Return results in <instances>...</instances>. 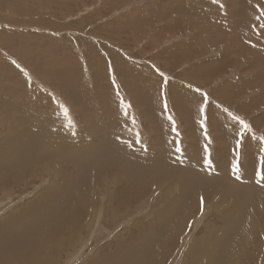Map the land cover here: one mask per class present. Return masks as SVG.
Listing matches in <instances>:
<instances>
[{
  "label": "rangeland",
  "instance_id": "374dc122",
  "mask_svg": "<svg viewBox=\"0 0 264 264\" xmlns=\"http://www.w3.org/2000/svg\"><path fill=\"white\" fill-rule=\"evenodd\" d=\"M182 1L0 0V99L4 106L0 111L11 115H8L7 122L0 121V145H5L7 137L11 139L12 133L20 126L15 118L24 115L19 112L31 108L38 124L52 118L56 124H64L67 130L87 136L91 130H97L98 124H111L113 130L125 126L123 130H129L135 136L134 147L140 146L147 153L161 149L159 155L165 157L166 162L171 155L162 143L164 141H171L186 153L198 148L201 155L206 156L204 145L208 141L198 121L201 93H207L212 165L221 162L222 152L229 157L227 164H221L224 167L229 164L230 168L227 166L228 170H221L222 174L218 171L209 179L205 177L206 180L200 176L206 172L202 169L206 168L205 163L201 161L191 166L181 164L158 169L173 175L170 183L163 180L162 185H152V190L149 188V192L142 196L139 206H126L118 217L108 209V191L113 189L112 175L103 176L101 187L97 184L94 190L98 193V205L90 231H85L71 247L57 250L52 264H89L105 246L114 242L119 233L132 228L137 219L150 220L157 211V221L169 218L173 214L164 210L174 199L177 188L191 190L189 195L197 193V202L195 209L191 208L194 213L186 221V230L182 231L172 261L167 264H185L190 248L205 235L214 219L219 220L225 209L231 210V215L227 217L228 229L222 231L220 239L236 238L234 227L237 223L242 225L244 218L260 217L261 222L264 221V207L258 205L264 200L262 173L258 171L257 175L250 176L256 182L248 183L232 174L235 159L232 149L239 124L228 114L230 112L249 122L256 137L252 138V133L245 135L241 150L243 172L251 168L248 164L251 165L249 157L253 154L258 156L259 162V149L264 147V141L259 139L264 136V30L258 34L251 27L255 23L259 28V22L253 19L259 12L253 5L259 3L264 7V0H218L217 3L206 0L207 3L202 2V5L197 1L196 8H190L192 0H185L192 13L179 9ZM16 50L21 52L20 57ZM156 69L163 72L164 77ZM113 76L115 83L112 82ZM165 78L168 81L167 113L163 108ZM131 81L139 82L142 92L134 93ZM197 88L201 91L197 92ZM9 103L13 106L15 103V108ZM42 105L49 109L47 119L43 117V108L39 109ZM64 107L69 110L68 116L64 115ZM225 108L228 112L224 111ZM169 114L176 121L179 136L172 130L171 121L167 119ZM100 133L95 140L100 143L97 159L105 164L113 157L107 156L109 159L103 160V154L118 149L107 145L104 133ZM119 136L123 138L122 133ZM85 140L83 144L88 141ZM64 160L61 155L54 158L55 171L66 173L68 179L75 170ZM36 170L34 174L31 168L22 166L8 170L12 173L3 180L8 184L0 189V218L20 210L53 182L60 180L41 173V169ZM155 170L157 168L146 173ZM14 174L16 182L11 181ZM174 176H181L185 185L179 187L180 181L174 180ZM207 191L212 194L204 198ZM238 210H241L240 214ZM98 221L102 228H98L101 231L96 236ZM262 224L264 222L260 226ZM60 236L55 239L61 241L67 237ZM262 237L264 230L252 239L260 245L264 241ZM254 247L259 249V246ZM261 249L258 262L250 261V264H264V244ZM52 254L47 252L45 257L50 258Z\"/></svg>",
  "mask_w": 264,
  "mask_h": 264
},
{
  "label": "bare ground",
  "instance_id": "6f19581e",
  "mask_svg": "<svg viewBox=\"0 0 264 264\" xmlns=\"http://www.w3.org/2000/svg\"><path fill=\"white\" fill-rule=\"evenodd\" d=\"M197 1H201L200 5H202V2L207 3L206 0H192L189 4L190 8H196L198 6ZM182 2L184 3L179 5V9L192 13V10L186 4L187 2L185 0ZM15 53L18 57L22 55L18 50ZM130 85L134 93L138 94L142 92L140 90L143 88L139 82L131 81ZM1 99L0 104L2 105ZM6 101L4 102L7 103L8 101ZM15 105V103L14 106L12 104L14 108ZM1 108H4V106L2 105ZM42 108L44 110L43 117L47 119L49 117L47 113L49 109L43 105L39 106L40 110ZM19 113L24 115L15 116V121L20 125V128H16V132L12 133L11 139L7 137L8 141H4L6 143L5 145L2 144L3 142L0 145L5 146L3 149H0V189L4 188V186L6 187L8 184V182L5 184L3 182L6 176L12 173L8 170L20 166L25 167V169L31 168L33 174L37 171L36 169H41V173L45 172L56 177V180H60L53 182L52 186L44 193L25 204L20 210L13 212L6 218L5 216L0 218V264H52L53 258L56 256L54 253L57 250L64 249L67 246L68 248L71 247L80 239L85 231H90L96 217L94 211L98 205V193L94 192V190L97 184H100L101 187L104 179L103 176L105 177L106 175V177H109L112 175L113 180L111 179L110 183L113 184V189H111V192H109L110 190L108 191V209L114 213V216L118 217L122 214L126 206H132V204H138L139 206L142 196L152 185L156 183L163 184V180L169 181L170 183L173 175L170 176L169 172L159 171L158 169L163 170L164 167H178L181 164L191 166L200 161L203 164L206 160V158H203L206 156L201 155L200 149L198 148L197 151L194 149L195 151L191 150L188 153L182 150L177 152V146L174 143L164 141L162 143L166 145L165 147L171 155L169 162H166L165 157L159 155L161 149L153 153L150 150V153H147L137 143L139 148L134 147L132 144L136 141L135 136L129 130H123L125 126L113 130L111 124H103L104 126L95 124L96 127H99L97 130H91L90 135L87 136L76 133L72 129L67 130L64 124L62 125L61 122L56 124V122L52 121V118L38 124L34 121L36 115L31 108L23 109ZM8 115L0 111V121L2 123L7 122ZM156 130L158 129L156 128ZM99 131L101 132L100 134L104 133L105 142L108 141L107 145L110 147L111 145L117 146L118 149L117 151H106L103 154V160L108 158L107 156L113 157V159L108 160L105 164L99 163L97 159L100 143L97 144L95 140L98 139L97 136L99 137ZM121 133L123 134V138L119 136ZM85 139L88 141L86 144H83V141H86ZM58 155H61L65 159V164H72L75 170L74 175L68 177V179L65 177L66 173L64 174L62 171L58 173L55 171L56 164L54 158ZM226 155L227 153L222 152L221 162H226L227 164L229 157ZM257 157L254 154L249 157L252 163L251 165L248 164V166L251 168L240 172L239 179L242 182L247 181L246 183H248L249 181H255L250 176L257 175L258 171L262 173L259 169ZM93 161L94 163L89 165ZM112 162L118 165L115 166ZM221 162L211 166L205 163L206 168L202 167V169L206 172L200 175L202 179L206 180L205 177L209 179V177H212L218 171L222 174L223 171L228 170L227 166L230 168L229 164L224 167ZM87 166H89V169ZM134 166H137V170L134 169ZM132 168L133 170H131ZM153 168H157V170L152 171L150 174L149 172L146 173ZM14 172L15 169L13 170ZM232 174H234V170ZM15 175L14 180L13 178L11 180L13 182L17 181ZM19 175L22 177L21 174ZM175 176L174 180L180 181L179 187L185 185L186 181L184 182L181 176L178 178ZM23 177L27 178L26 176ZM214 177L218 176L215 175ZM216 179L219 180L220 178ZM140 187H143L141 191ZM150 190L152 189L150 188ZM190 192L191 190L187 191V189L181 190L177 188L174 199L168 208L164 210L165 213H172V216L159 222L157 221V211L153 216L154 218L150 220L144 221V219H137L132 228L119 233L114 242L105 246L89 264H167L168 261H172L182 231L186 230V221L194 213V210L191 208L193 207L195 209L196 206L197 193L189 195ZM211 194V191H207L204 198H209ZM189 204H192L191 207ZM258 205L259 208L264 207V200ZM247 212H249L248 209ZM240 213L241 210H238V214ZM230 215L231 210L225 209L224 212H221L218 221L214 219L208 225L209 228L205 232V235H202L198 242L196 241L190 248V254L185 264H250V261L258 262V255L262 251L261 246H263L264 241L258 245L256 244L258 241L252 238L255 235H259L260 232H263L264 225L262 224L263 226H260V224L264 221L261 222L260 217H257V219L244 218L242 225L237 223L234 227L236 238L231 236L230 238L220 239L219 237L222 235V231L228 229L229 221H227V217ZM159 224L161 225L158 226ZM99 227L100 229L102 228L98 221L95 229L97 233L100 230L98 229ZM60 235H67V237L65 240L64 238L61 241L56 240L55 237ZM98 235L99 233L96 234V236ZM254 245L256 247L259 246V249H256ZM35 248H39L38 251L32 252ZM47 252L53 253L50 258L45 257V253ZM57 256H60V253Z\"/></svg>",
  "mask_w": 264,
  "mask_h": 264
},
{
  "label": "snow or ice",
  "instance_id": "6c2138e0",
  "mask_svg": "<svg viewBox=\"0 0 264 264\" xmlns=\"http://www.w3.org/2000/svg\"><path fill=\"white\" fill-rule=\"evenodd\" d=\"M214 3H217L218 0H213ZM222 7V5H221ZM253 7L258 10L259 14L255 15L253 17V19L256 22H259V28H257V25L255 23L251 24V27L257 31V33L259 34L261 30H264V7H262L259 3L253 5ZM13 63H15V61H13ZM17 67H19V65H17ZM156 71L160 74V76L164 77V73L160 72L159 69H156ZM27 74V73H25ZM113 83H115V77L113 76ZM167 78H165L164 80V84H163V95H164V99H163V108L164 111L167 113L169 111V105H168V100H167ZM191 87V86H189ZM119 86L117 85V94H119L118 92ZM197 92H200L201 90L199 88L196 89ZM202 95V103L199 106V114H200V119H199V124L201 126V128L204 130V137L205 139L208 141V143H206L204 145V152L206 154V160L205 163H207L209 166L212 165V160L210 159L211 156V149L209 148V144L211 143L212 138L208 135V115H207V108H208V104H209V97L207 93H201ZM125 107H130V105H125ZM64 111V115L68 116L69 114V110L67 107L63 108ZM225 112H228V109H224ZM229 116L232 117V119L234 121H237L239 124V128L236 132V139H235V145L232 149V151L235 153V159L232 163V168L234 170V174L237 176V179L240 178V172H241V150L244 147L245 144V135L248 133H252V138H256L253 132V128L252 125L247 122L246 120H244L243 118H241L240 116L237 115H233L232 113H228ZM167 119L169 121H171L172 124V130L177 132V135L179 136V132L177 131L176 128V121L173 118V116L171 114H169L167 116ZM69 122L71 123V120H69ZM260 140L264 141V136L259 137ZM177 152L181 151V148L179 146H177L176 148ZM259 165H260V169L262 172V178H264V147H261L259 149ZM201 203L203 204V198H201Z\"/></svg>",
  "mask_w": 264,
  "mask_h": 264
}]
</instances>
